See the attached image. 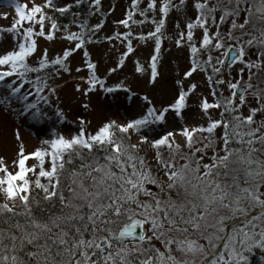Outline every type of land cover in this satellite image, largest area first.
I'll return each instance as SVG.
<instances>
[{
  "label": "snow or ice",
  "instance_id": "6c2138e0",
  "mask_svg": "<svg viewBox=\"0 0 264 264\" xmlns=\"http://www.w3.org/2000/svg\"><path fill=\"white\" fill-rule=\"evenodd\" d=\"M84 3L100 12L101 0H14L11 46L0 38V106L46 133L31 152L20 144L11 170L0 158V264H251L257 251L264 261V0H131L115 22L125 31L103 38V21L90 25L73 11ZM173 11L174 46L189 67L171 100L158 106L144 95L133 118L92 130L81 118L66 135L49 80L70 74L82 51L75 71L87 74L77 92H131L123 81L107 86V77L135 53L134 40H151L147 67L135 60L134 71L150 72L155 85ZM69 15L70 24L59 23ZM41 38L74 46L37 55ZM105 41L124 51L101 78L87 45ZM197 73L206 86L201 120L189 125ZM156 127L163 131L150 137Z\"/></svg>",
  "mask_w": 264,
  "mask_h": 264
},
{
  "label": "rangeland",
  "instance_id": "374dc122",
  "mask_svg": "<svg viewBox=\"0 0 264 264\" xmlns=\"http://www.w3.org/2000/svg\"><path fill=\"white\" fill-rule=\"evenodd\" d=\"M16 3L28 4L31 7V0H15ZM71 2V0H69ZM14 0H0V38H2L6 46H11V35L7 31L17 19ZM35 3H42V0H35ZM131 0H101V9L99 13L92 14L89 9L90 25H95L103 21V28L97 34L98 37L112 35L115 31H125L122 26L117 27L116 21L125 17L126 12L130 9ZM144 5L142 4L141 7ZM139 17H137L138 19ZM180 18V14L173 11L167 22L166 36L173 37L172 40L165 39L162 46V53L158 63L159 77L155 85L149 83L150 72L141 75L134 71V61L139 60L142 65L147 67L150 55L153 51V41L147 43L134 40L133 46L136 49L135 53L130 56L122 69L111 76L107 77V86H115L120 81H123L125 86L131 89V92L125 93L119 91L113 94L104 93L102 90L89 94V97L83 96L76 91V85L80 84L83 88L81 76L87 74V70L77 73V67H84L83 52H77L70 58L71 73H62L56 75L49 80L52 87L57 88L60 97L59 106L66 113V123L61 126L65 134L74 133L77 130V121L83 118L86 121H91L88 125L89 130L97 127L101 122L115 119L120 123L133 118L138 113V106L143 105L142 97L148 95L158 106L166 104L171 100L177 90L176 81L182 78L183 73L188 69V53L184 49H177L174 46L175 28L174 21ZM181 26L183 22L181 20ZM150 25L136 28L137 33L150 30ZM73 31H78L75 26ZM59 35V34H58ZM115 44V48L112 47ZM112 44L107 41L103 43H95L87 45V50L90 52L92 61L98 65V76L105 78L109 68L115 66L116 61L124 48L116 41ZM37 55L44 48L49 49L50 56L54 53L61 52L64 48L74 45H69L66 41L57 38L54 41L48 42L41 38L38 41ZM190 82L197 83V92L189 98V106L185 111V122L189 125H194L201 120V112L198 107L199 94L205 90L203 73L194 74L189 78ZM132 93L136 95L132 99H128ZM89 103L90 108L85 110L82 105ZM135 106V110L132 107ZM163 131L160 127H156L155 131H148L147 134L151 137ZM19 133L20 140L17 141L16 133ZM44 131L37 132L30 121H26L21 117H17L15 113L10 112L3 106H0V158H3L6 165L12 168V161L16 159L20 144L23 143L26 152H31L40 145V140L46 135ZM180 139L179 137L177 138ZM135 142V138L133 139ZM29 163H32L31 161ZM261 258V254L257 251L255 254ZM264 264V261H262Z\"/></svg>",
  "mask_w": 264,
  "mask_h": 264
},
{
  "label": "trees",
  "instance_id": "16d2710c",
  "mask_svg": "<svg viewBox=\"0 0 264 264\" xmlns=\"http://www.w3.org/2000/svg\"><path fill=\"white\" fill-rule=\"evenodd\" d=\"M73 11L79 12L81 18L82 19L86 18L87 22H88V20H89V7H88L87 3L82 4L78 9L74 8ZM71 20H72V17L70 15L69 16L60 17L59 18V23L62 24V25L70 24ZM251 264H263V262H262V260H261V258L259 256L254 255V256L251 257Z\"/></svg>",
  "mask_w": 264,
  "mask_h": 264
},
{
  "label": "bare ground",
  "instance_id": "6f19581e",
  "mask_svg": "<svg viewBox=\"0 0 264 264\" xmlns=\"http://www.w3.org/2000/svg\"><path fill=\"white\" fill-rule=\"evenodd\" d=\"M135 108H136V107H135V106H133V107H132V110H135ZM44 134H45V133H44Z\"/></svg>",
  "mask_w": 264,
  "mask_h": 264
}]
</instances>
